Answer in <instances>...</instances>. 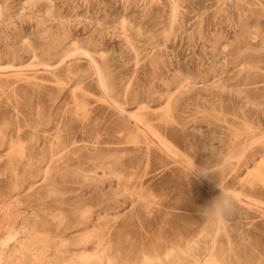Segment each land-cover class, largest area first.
I'll list each match as a JSON object with an SVG mask.
<instances>
[{
  "label": "rangeland",
  "instance_id": "374dc122",
  "mask_svg": "<svg viewBox=\"0 0 264 264\" xmlns=\"http://www.w3.org/2000/svg\"><path fill=\"white\" fill-rule=\"evenodd\" d=\"M0 264H264V0H0Z\"/></svg>",
  "mask_w": 264,
  "mask_h": 264
},
{
  "label": "clouds",
  "instance_id": "9594fccd",
  "mask_svg": "<svg viewBox=\"0 0 264 264\" xmlns=\"http://www.w3.org/2000/svg\"><path fill=\"white\" fill-rule=\"evenodd\" d=\"M210 207L216 214L227 217L232 211H234V202L231 195L222 190L221 194L214 198V200L210 203Z\"/></svg>",
  "mask_w": 264,
  "mask_h": 264
},
{
  "label": "bare ground",
  "instance_id": "6f19581e",
  "mask_svg": "<svg viewBox=\"0 0 264 264\" xmlns=\"http://www.w3.org/2000/svg\"><path fill=\"white\" fill-rule=\"evenodd\" d=\"M89 59V58H88ZM93 64V63H92ZM21 70V69H20ZM98 74V73H97ZM99 80V79H98ZM101 84V83H100ZM115 106V105H114ZM117 107V106H116ZM80 115H81V113H80ZM140 126V125H139ZM143 126V125H142ZM146 126V125H145ZM149 129V128H148ZM152 132V131H151ZM150 132V133H151ZM151 136V135H150ZM165 147V146H164ZM171 148V147H170ZM164 149V148H163ZM168 149V148H167ZM170 152H172L171 150H170ZM173 153V152H172ZM178 157V156H177ZM182 160V159H181ZM191 166V165H190ZM198 176V175H197ZM201 179V178H200ZM210 191V190H209ZM219 215V214H218Z\"/></svg>",
  "mask_w": 264,
  "mask_h": 264
}]
</instances>
